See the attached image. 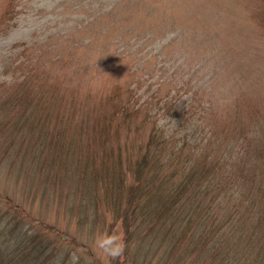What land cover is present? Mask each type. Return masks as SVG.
<instances>
[{
	"label": "rangeland",
	"instance_id": "obj_1",
	"mask_svg": "<svg viewBox=\"0 0 264 264\" xmlns=\"http://www.w3.org/2000/svg\"><path fill=\"white\" fill-rule=\"evenodd\" d=\"M260 11L264 13V0H0V81L7 89L13 76L32 63L55 88L48 91L63 95L56 103V109L61 107L57 126L61 121L68 125L62 126L65 147L58 146L57 164H49L51 157L41 150L37 169H6L5 156L11 153L13 164L20 165L19 154L30 150L18 125L11 127L20 105L14 111L0 105V124L8 122L0 125V216L16 214L31 233L47 231L51 238L50 228L62 233L57 239L69 253L68 264H115L110 259L116 256L97 239L111 233L123 240L112 204L116 197L108 205L97 197L95 226L77 221L92 171H99V194L117 178L115 169H101V153L117 148L118 142L136 153L161 119L166 121L162 127L181 138L185 128H178L193 96L194 108H199L197 98L210 97L225 109L242 91L252 98L264 95V57L256 60L258 52L264 55ZM115 90L121 97L115 103L129 101L138 110L137 120L147 112L146 124L137 127L131 117V129H122L119 140L112 128L105 140L91 127L76 132L84 109L93 110ZM72 96L83 105L65 104ZM4 99L0 88V104ZM189 121L186 131L191 132L194 119ZM88 154L96 155L95 164L86 167ZM131 180L129 172L125 183ZM93 208L87 209L89 217L96 214Z\"/></svg>",
	"mask_w": 264,
	"mask_h": 264
},
{
	"label": "trees",
	"instance_id": "obj_2",
	"mask_svg": "<svg viewBox=\"0 0 264 264\" xmlns=\"http://www.w3.org/2000/svg\"><path fill=\"white\" fill-rule=\"evenodd\" d=\"M260 12L257 16L264 25ZM257 56V61L264 57L261 52ZM28 67L13 76L7 89L0 81L5 94L0 105L11 111L20 105L11 127L18 125L30 150L19 154L20 165L13 164L11 153L5 156L6 169H37L41 150L51 157L49 164H57L58 146L65 147L60 139L65 133L62 126L68 125L61 121L57 126L56 114L63 95L49 92L55 88L47 78L32 63ZM117 91L93 110L85 108L82 113L79 108L84 121L75 126L76 132L91 127L102 139L113 129L119 140L122 129L127 133L131 129V117L137 127L146 124V111L137 120L138 110L129 101L115 103L121 98ZM75 99L69 97L65 104L83 105ZM197 100L199 108L190 103L193 96L184 112L178 128L179 132L185 128L181 138L154 122L136 153L119 142L117 148L101 153V169L107 173L115 169L112 176L117 178L111 177L112 188L108 184L102 195L96 190L99 171H92L93 179L81 193L77 221L95 226L100 213L97 197L106 205L116 197L112 204L125 247L111 263L120 264L122 258L125 264H264V95L252 98L242 91L225 109H218L210 97ZM188 118L194 119L191 132L186 131ZM95 157L85 156L84 165H94ZM129 172L132 180L125 183ZM94 206L96 214L89 217L87 209ZM25 223L16 214L0 216V264H68L69 253L57 239L64 237L62 233L54 228L50 230L55 238L38 229L31 233Z\"/></svg>",
	"mask_w": 264,
	"mask_h": 264
},
{
	"label": "clouds",
	"instance_id": "obj_3",
	"mask_svg": "<svg viewBox=\"0 0 264 264\" xmlns=\"http://www.w3.org/2000/svg\"><path fill=\"white\" fill-rule=\"evenodd\" d=\"M165 120L161 119L160 124L164 125ZM98 245L112 256L119 255L124 250V242L118 234H103L97 239Z\"/></svg>",
	"mask_w": 264,
	"mask_h": 264
}]
</instances>
